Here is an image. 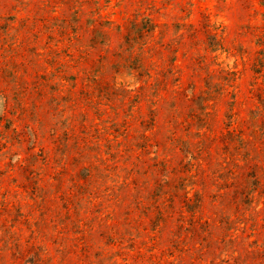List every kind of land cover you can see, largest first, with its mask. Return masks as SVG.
Masks as SVG:
<instances>
[{
	"label": "rangeland",
	"instance_id": "374dc122",
	"mask_svg": "<svg viewBox=\"0 0 264 264\" xmlns=\"http://www.w3.org/2000/svg\"><path fill=\"white\" fill-rule=\"evenodd\" d=\"M148 19L156 42L170 29L178 52L164 60L177 58L185 87L220 84L201 120L188 119L192 101L128 94L135 85L107 69L103 89L92 86L99 51L80 57L94 29L118 50ZM207 33L224 50L212 53ZM262 54L264 0H0V264H264V186L248 176V161H264L249 150L264 124L253 118ZM198 133L211 137L202 154ZM236 186L256 191L254 204H232ZM158 191L163 219L151 207Z\"/></svg>",
	"mask_w": 264,
	"mask_h": 264
},
{
	"label": "trees",
	"instance_id": "16d2710c",
	"mask_svg": "<svg viewBox=\"0 0 264 264\" xmlns=\"http://www.w3.org/2000/svg\"><path fill=\"white\" fill-rule=\"evenodd\" d=\"M93 23H97L99 27H103L107 22H99V20H94ZM188 27L190 28L186 32V35H188L187 40L189 41L190 39L196 38L199 30L196 27L194 28V25L192 24ZM156 31L157 25L150 19L145 20L141 24L134 22L130 25V28H128L126 35H124L123 42L120 45L119 49L111 50L109 48L111 40L109 39L107 32L103 31L100 28H95L91 34L89 45L87 46L88 48L84 52V55L80 57V60L87 61V57L91 53L99 51V59L97 62L101 65L102 71H97V74H94V77L91 79L92 86H94L96 89H103V83L101 84L102 78L101 76H99V74H105L107 69L113 74L112 78L114 79L115 84L116 81L120 79L122 80L119 83L121 84V86L130 87L135 85V89L129 90V92L128 90H125L126 92H128V94L135 93L136 96H141L142 94H151L156 98H161L164 95L166 96V94L171 91V93L176 94L177 98L182 97L186 100L192 101L197 106V109H195L196 107L194 109L190 108L192 113H190L188 119L192 118V120H194L197 118L201 120L196 110L202 111L207 109L205 103L209 101V98H211L214 93L218 92L217 90H219L220 84L212 82L211 78L213 76H211L209 80L206 81L204 89H201L196 83H190L188 87H185L182 80L183 75L175 71V69H177L179 66L177 64V58L169 59V63L167 64L164 60L167 54H176L178 52V50H175L177 46L172 45V42H165V38L168 37L170 29L167 28L165 31H162L160 33L161 38H163L162 42H156ZM207 31L209 30L207 29ZM207 35L209 37V40L211 41L209 43L208 49H210L212 53H217L219 50H224L222 41L218 39L217 34L212 36L207 33ZM99 46L101 48H104L106 46L107 49H97ZM198 61L199 62H197L195 66L198 68L197 70H202L203 62L201 61V59H199ZM197 70L195 69V71ZM254 71L257 74H262L264 72V55L257 61ZM236 76V72L228 73L227 77L224 78V80L226 81V85L224 87H234L237 79ZM223 89L226 90V88L223 87L220 90ZM258 100L262 108L255 113L253 112V118H256V116L261 117V119L264 121L263 93L258 95ZM185 123L187 122L183 121L180 124L184 125ZM196 136L197 138H199V140L197 143H191V147H194L198 154H202L206 151L205 148L207 142L211 139V137H206L204 135L201 136L199 133L196 134ZM229 136L228 138L231 139L232 143H234L236 137H233V133H229ZM238 140L240 141V145H243L241 149L246 146L249 148V144L246 143L242 135H238ZM211 141L219 142V138L214 137ZM251 144L252 148H249L251 152L258 155L264 154V124L259 129L254 131V137ZM136 159L142 162L140 156H137ZM234 161L235 160L231 161L232 166L228 171V174L233 176L231 179L239 177L238 168L242 167V165L240 164V159H237L236 162ZM242 161L245 162L248 160ZM251 161H248V164L251 165L248 166V169L253 171H251L248 176L251 177V179L254 178L251 185L260 188V186H264V184H262V182L264 181V161L260 166L258 164H255L256 160L252 162ZM245 165L247 166V164H244V166ZM94 176L95 174L89 170V173L87 175L89 180L93 179ZM132 184L136 185L137 183L134 181ZM233 186L234 183H229L226 188H231ZM246 187L248 188V186ZM236 188L237 192L234 193L231 201L232 204L236 202L239 195H241L242 202L244 204H254V196H252V193H255L256 191H251V189H242L243 191H241L238 186H236ZM160 195L162 194H160L159 191L157 193H154V195L152 196L151 207H153L157 211L158 218L163 219L165 218V211L163 210L162 203L160 202V199L162 197ZM141 202L142 201L140 200L139 203Z\"/></svg>",
	"mask_w": 264,
	"mask_h": 264
}]
</instances>
